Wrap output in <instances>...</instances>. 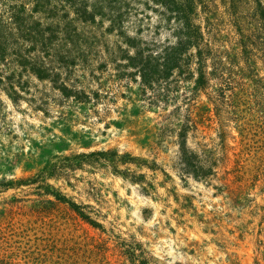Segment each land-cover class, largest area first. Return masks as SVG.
I'll use <instances>...</instances> for the list:
<instances>
[{"label": "rangeland", "instance_id": "374dc122", "mask_svg": "<svg viewBox=\"0 0 264 264\" xmlns=\"http://www.w3.org/2000/svg\"><path fill=\"white\" fill-rule=\"evenodd\" d=\"M0 264H264V0H0Z\"/></svg>", "mask_w": 264, "mask_h": 264}, {"label": "trees", "instance_id": "16d2710c", "mask_svg": "<svg viewBox=\"0 0 264 264\" xmlns=\"http://www.w3.org/2000/svg\"><path fill=\"white\" fill-rule=\"evenodd\" d=\"M195 31H196V33H195V38H196V41L198 40V39H200V34H199V32L197 33V31H198V29L196 28L195 29ZM189 43H192L191 41L190 42H184V44L182 45L181 43L180 44H178V46L176 47V48H174L173 49V51H174V54H176V52H180V51H182V49H185L186 47H187V45H189ZM171 59L172 58H170V56L165 60V62L166 63H164V65H165V67H167L166 68V73L167 74H169V72H170V68L169 67H171V66H169V64H171ZM148 74H145V72H143L142 73V77H145V76H147ZM203 78H202V76L200 75V77H199V81H201ZM144 81H147L146 80V78L144 79ZM147 83V82H146ZM181 144H183L182 142H181ZM180 148H181V145H180ZM84 155L82 154V155H79L78 157L80 158V157H83ZM194 177L195 178H197V175H195L194 174ZM74 204H72V206H73ZM74 207V209H76V207L75 206H73ZM78 213V215L80 216V217H82V219H84L86 222H88L90 225H95V222H93V221H91L88 217H86L82 212H77Z\"/></svg>", "mask_w": 264, "mask_h": 264}]
</instances>
